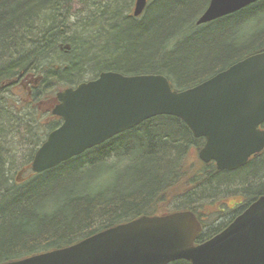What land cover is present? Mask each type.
<instances>
[{
    "label": "trees",
    "instance_id": "16d2710c",
    "mask_svg": "<svg viewBox=\"0 0 264 264\" xmlns=\"http://www.w3.org/2000/svg\"><path fill=\"white\" fill-rule=\"evenodd\" d=\"M120 1L78 0L75 13L74 0L0 2V63L18 49L22 30L33 31L37 43L24 64L0 68V112L24 139L0 148V264L72 246L141 216L184 210L208 229L197 241L204 243L264 195V151L238 171L218 172L198 159L204 141L167 116L54 169L31 171L37 150L62 124L52 114L58 92L102 72L162 75L183 91L264 52V0L204 26L213 24L206 52L194 42L181 45L196 28L195 4L202 9L206 0H152L140 18L133 15L135 0ZM129 153L140 158H125ZM224 191L242 201L222 209ZM228 212L234 215L220 225Z\"/></svg>",
    "mask_w": 264,
    "mask_h": 264
},
{
    "label": "water",
    "instance_id": "95a60500",
    "mask_svg": "<svg viewBox=\"0 0 264 264\" xmlns=\"http://www.w3.org/2000/svg\"><path fill=\"white\" fill-rule=\"evenodd\" d=\"M259 1L212 0L198 24ZM147 4L136 0L133 15L141 16ZM56 102L52 114L62 124L35 154L34 173L54 169L163 116L183 121L196 139L205 140L199 152L202 162L234 172L264 151V52L183 91L173 90L162 75L102 72L58 92ZM201 233L202 224L190 210L141 216L72 246L5 264H264V195L222 232L198 244Z\"/></svg>",
    "mask_w": 264,
    "mask_h": 264
},
{
    "label": "rangeland",
    "instance_id": "374dc122",
    "mask_svg": "<svg viewBox=\"0 0 264 264\" xmlns=\"http://www.w3.org/2000/svg\"><path fill=\"white\" fill-rule=\"evenodd\" d=\"M2 1H5V0H0V2ZM98 1H105V0H98ZM152 0H150L151 2ZM119 5L120 6H123L124 3H123V0H121L119 2ZM72 10H73V13L75 12H79L81 10V5H79V2L78 0H74V4L72 5ZM140 18V16H139ZM31 38L28 37V36H24V40H22V42H19V46H18V50H20L22 52V55H25L27 52H30V48H28L30 45H29V42H30ZM211 40H213V24L210 28H207L206 27H198L196 26L195 30H192L190 32H188L186 34V36H184L182 42H181V45L183 44H187L188 42L189 43H193L196 44L197 47V50L200 51V52H206L207 50H210L209 48H213V44L209 45L211 42ZM188 43V44H189ZM187 44V45H188ZM4 60L1 61L0 63V68L2 69L3 67H5L7 64H9L8 62H10L11 60V57H7V58H3ZM195 60H198V58H195ZM12 61L14 62H17V60H13ZM31 77H29V79H31L33 81V84L36 83V77L35 75H30ZM31 81V82H32ZM51 96H47L45 97V100L49 99ZM55 102V101H54ZM45 108V107H44ZM128 157H125V158H140L138 156H133L131 153H129L127 155ZM197 159V158H196ZM199 159V158H198ZM239 193V192H238ZM234 194L236 193H231V192H222L220 197L218 198H221V200H223L222 202L218 203L219 205H224L223 207H221L222 209L225 208V210L227 211L226 208L232 206V205H235V204H238L239 202L242 201V198L241 196H234ZM242 194V193H240ZM213 200H216L214 197H213ZM243 205V204H242ZM245 205V204H244ZM227 214V213H225ZM229 214V212H228ZM234 215V212H231L228 216L222 218L220 220V225H223L225 224L229 219L232 218V216Z\"/></svg>",
    "mask_w": 264,
    "mask_h": 264
},
{
    "label": "bare ground",
    "instance_id": "6f19581e",
    "mask_svg": "<svg viewBox=\"0 0 264 264\" xmlns=\"http://www.w3.org/2000/svg\"><path fill=\"white\" fill-rule=\"evenodd\" d=\"M206 2H207V5L202 9H200L202 4L199 7V5H197V3H196L195 4L196 7L193 10V13H194L193 16H194V19H196V26H198V27H204L205 24H198V23L201 20L202 15L205 14L206 11L208 10L212 0L210 2L208 0H206ZM135 3H136V0L134 1V4ZM234 14H231V15H234ZM231 15H229V16H231ZM34 23H36V22H34ZM38 27H39V25L37 23V25L34 24L33 28L31 27V29H34V31H36L37 30L36 28H38ZM31 33H32V35H31ZM24 36H29L30 38L33 37L35 39V33H33V31L31 32V30H29V31L22 30L20 32V37L22 40H24ZM31 41L29 42L30 46L28 47L30 49L34 48V46H36V44H37L36 39L33 42H31ZM7 47H9V46H7ZM9 52L10 53L8 55H9V57H11V59H10L11 61L8 62L9 64H7L5 67H3V69L4 68L6 69L8 66H12L14 63L18 64L20 62L21 64H24L26 62V60H27L26 57L28 56V54L22 55V52L16 48H14V47ZM12 59L17 60V62L12 61ZM32 64H34V63H30V65H32ZM1 119H3L4 122L3 121L0 122V148L5 149L7 147H19V146H21V144H23L24 139L23 138L21 139V136L17 133V127L12 132L13 128L15 127V124L9 122L8 119L6 120L3 112H0V121H1ZM10 132H12L11 137L9 136ZM31 171H32V169H31Z\"/></svg>",
    "mask_w": 264,
    "mask_h": 264
},
{
    "label": "flooded vegetation",
    "instance_id": "af4514ba",
    "mask_svg": "<svg viewBox=\"0 0 264 264\" xmlns=\"http://www.w3.org/2000/svg\"><path fill=\"white\" fill-rule=\"evenodd\" d=\"M209 2L211 1V0H208ZM261 1V0H260ZM258 3V2H257ZM19 84H22V82H19ZM264 129V128H263ZM204 141V144H205V140H203ZM254 158V157H253ZM253 158H250V160L251 159H253ZM210 163H213V166L217 169V166H216V163L215 162H210ZM210 163H208V164H210ZM205 164V163H204ZM217 171H218V169H217ZM218 172H224V171H218ZM234 207V206H233ZM200 221H201V223H202V220L200 219ZM202 226H203V233L204 232H206V231H208V229H206L205 227H204V225H203V223H202ZM202 233V234H203Z\"/></svg>",
    "mask_w": 264,
    "mask_h": 264
}]
</instances>
